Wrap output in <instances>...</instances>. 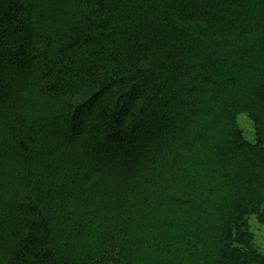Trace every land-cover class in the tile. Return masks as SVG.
<instances>
[{
    "label": "trees",
    "instance_id": "trees-1",
    "mask_svg": "<svg viewBox=\"0 0 264 264\" xmlns=\"http://www.w3.org/2000/svg\"><path fill=\"white\" fill-rule=\"evenodd\" d=\"M253 216L264 0H0V264H264Z\"/></svg>",
    "mask_w": 264,
    "mask_h": 264
},
{
    "label": "rangeland",
    "instance_id": "rangeland-1",
    "mask_svg": "<svg viewBox=\"0 0 264 264\" xmlns=\"http://www.w3.org/2000/svg\"><path fill=\"white\" fill-rule=\"evenodd\" d=\"M170 91H172V89L168 88L165 91V94L170 93ZM179 96L182 99H186L188 100V97L190 98V93L188 91H183L179 93ZM163 118H166V120H163ZM156 123L158 124L157 127L160 129V127H164L163 129H167V128H171L173 130H175V133H180V129H182L183 126V121L180 117L178 116H173L171 114H169L167 117H164L163 115H159L157 117V121ZM237 124L238 126L243 130L245 137L247 138V140H249L250 142H255V130H254V126L253 123L251 121V119L249 118V116L247 114H240L239 116H237ZM161 129V130H163ZM178 133V134H179ZM57 138V135H55ZM56 138L53 139V143L56 144L58 143L56 141ZM42 148L40 150H37V152L43 154L42 156H46L44 154V151L41 152ZM51 150H53L54 152H56L57 150V146L55 147H51ZM50 157V155L48 156ZM6 229V228H5ZM249 229L250 231L253 233L254 235V240L256 245L258 246V248L261 251H264V223H260V220H258L257 217L253 216L250 219V223H249ZM83 230H85L84 226H83ZM84 231H82L83 233ZM81 239L82 242L89 244L90 243V238H86V237H82Z\"/></svg>",
    "mask_w": 264,
    "mask_h": 264
}]
</instances>
